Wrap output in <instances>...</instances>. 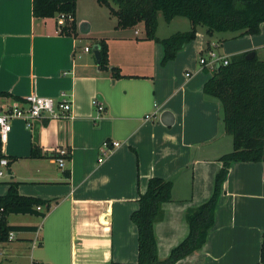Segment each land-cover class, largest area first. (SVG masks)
I'll return each mask as SVG.
<instances>
[{
    "label": "crops",
    "instance_id": "obj_1",
    "mask_svg": "<svg viewBox=\"0 0 264 264\" xmlns=\"http://www.w3.org/2000/svg\"><path fill=\"white\" fill-rule=\"evenodd\" d=\"M81 1L75 37L60 34L58 15L36 18L33 0H0V93L6 95L0 111L30 95L72 103L71 118L46 117L31 126L12 121L0 196L18 182L21 195L54 202L40 224L9 222L38 231L14 233L12 242L0 245L1 264L136 263L138 232L131 215L153 177L173 182L171 200L154 225L158 257L165 260L188 236V213L212 197L223 167L219 160L233 150L220 103L204 94L212 76L197 63L209 42L203 30L163 66L161 43L137 31L95 29ZM94 1L93 12L105 18V7ZM102 39L109 45L110 69L119 68L122 79L101 70L87 44L94 48ZM82 41L86 46H79ZM226 51L262 57L264 24L260 34L244 36ZM165 113L169 125L162 121ZM107 141L120 146L107 153ZM34 147L42 157H32ZM62 149L68 156L60 167ZM25 249L29 253L21 256ZM263 249L264 162L233 163L205 245L176 264H259Z\"/></svg>",
    "mask_w": 264,
    "mask_h": 264
},
{
    "label": "trees",
    "instance_id": "obj_2",
    "mask_svg": "<svg viewBox=\"0 0 264 264\" xmlns=\"http://www.w3.org/2000/svg\"><path fill=\"white\" fill-rule=\"evenodd\" d=\"M96 1L100 6L108 8L116 18V29H130L143 23L145 40L161 43L164 48L163 66L174 61L178 53L196 39L200 27L205 28L203 31L209 39L225 32L237 33L238 37L255 36L261 33V25L264 24V0ZM76 8L77 0H33L36 18L72 16L73 20L68 21L61 29L62 35H78L74 20ZM160 13L167 22L177 17L187 18L191 29L159 39L157 32ZM212 43H207V53L219 47V43ZM98 46L101 54L100 69L110 72L114 80L122 79L124 76L119 68L110 69L107 40H99ZM249 53L251 52L228 58L229 64L218 66L204 85V94L220 103L225 130L233 140V150L219 160L223 167L216 175L212 197L188 213V236L172 250L167 259L160 260L154 225L162 217L163 203L171 200L173 182L159 177L151 178L146 193L140 195L139 208L131 215V221L138 232V261L134 264H176L201 249L214 225L215 210L231 165L264 162V60L257 54L254 59L247 60ZM4 96L6 95L0 93V97ZM17 102L25 104V100ZM32 157H42L36 147L32 150ZM3 159L6 157L0 138V162ZM8 185L7 194L0 196V245L12 242L11 234L38 231L36 227L10 225V216L31 215L45 218L54 202L21 195L18 182ZM39 207L45 210L39 211ZM259 264H264V249Z\"/></svg>",
    "mask_w": 264,
    "mask_h": 264
},
{
    "label": "built area",
    "instance_id": "obj_3",
    "mask_svg": "<svg viewBox=\"0 0 264 264\" xmlns=\"http://www.w3.org/2000/svg\"><path fill=\"white\" fill-rule=\"evenodd\" d=\"M72 16L66 15H58V24L59 30L61 29L68 21H72ZM216 47V46H215ZM85 51L88 52L89 48H85ZM208 59L201 58L200 65L211 70H215L218 66L223 65L227 66L229 64V60L227 57L218 55L216 50L208 51ZM189 76V75H187ZM65 96V95H63ZM94 105L96 106L98 112H102L104 110L102 104L99 100L94 101ZM72 113V103L63 98L59 102L54 101L50 98H43L37 95H30L25 98V104L17 102L13 104L11 107L0 111V138L2 144L4 145L8 140V135L12 130V121L14 119H24L27 121L28 126H31V121L42 119V118H51V119H67L71 118ZM110 142H104L103 148L106 152H112L113 148L119 147V143H113L112 148L110 147ZM59 158L57 162L60 167H63L66 163V157L68 156V151L66 149H62L59 152ZM103 162V159L99 160ZM8 165V160L3 159L0 162V167H5ZM3 172L0 171V176H2ZM39 211L42 210L41 207L38 208ZM10 240H14V234H11Z\"/></svg>",
    "mask_w": 264,
    "mask_h": 264
},
{
    "label": "rangeland",
    "instance_id": "obj_4",
    "mask_svg": "<svg viewBox=\"0 0 264 264\" xmlns=\"http://www.w3.org/2000/svg\"><path fill=\"white\" fill-rule=\"evenodd\" d=\"M81 2H82V4L80 7V10L82 11L83 15L87 19L93 21L95 29L100 30V31H105V32H111V33L115 32L116 30H121L120 32L128 31L129 33H135L137 31L138 33H141V35L145 34V26L143 23H140L136 27L130 28V29H116L115 26H116L117 20L114 17H112L108 8L105 7V9H102L103 10L102 12H104V14L106 16L105 18H102L98 14L96 16L92 10L91 4H94L93 6H96L94 0H82ZM77 6H78V0H77ZM76 10H77V8H76ZM190 29H191V23L185 17H177L173 21L167 22L163 16V14H161V13L159 14V26H158V33H157L158 36L168 38V37H170V36H172L178 32H186V31H189ZM200 30H205V28L200 27L199 31ZM241 38L242 37L237 36V33L225 32V33L216 34L213 36V38L209 37V41H213V42L219 41L220 42V44H219L220 48L216 49V53L218 55L228 57L229 54L227 53L226 49L230 46H233L235 43L239 42L241 40ZM87 44L89 45L90 48L93 49L94 45H92L91 42L87 43ZM79 46H81V47L86 46V44L82 41L81 44H79ZM206 48H207V46H206ZM230 57L231 56H229L228 58H230ZM201 58H205V59L209 58V56L207 54V50L202 55L199 56L198 61H197L199 66H201L200 65ZM260 58L263 60L264 54L262 55V57L260 56ZM203 69H206V68L203 67ZM186 72L189 73L190 75L192 74V70H187ZM206 72L209 75V77H211L213 75V70H211L209 68L206 69ZM228 136L232 142L233 141L232 137L230 135H228ZM0 171L4 172L6 174V176L8 175L7 174V171H8L7 168L0 167ZM9 220H10L9 222L11 224H14V223L15 224H27V223H34V222L40 224L42 221V218L37 217V216H31V215H12V216H10ZM17 235H19V234H17ZM27 252L29 253V251L27 249H25L24 252L22 250H19V254H21V256H22V254L26 255Z\"/></svg>",
    "mask_w": 264,
    "mask_h": 264
},
{
    "label": "water",
    "instance_id": "obj_5",
    "mask_svg": "<svg viewBox=\"0 0 264 264\" xmlns=\"http://www.w3.org/2000/svg\"><path fill=\"white\" fill-rule=\"evenodd\" d=\"M93 50H94V54H95L96 60H97L98 64H100L101 63L100 47L97 45V46H95L93 48ZM255 56H256V53L255 52H251V53H249L247 55L246 59L247 60H252V59L255 58ZM169 116L170 115L168 113L163 114V116H162L163 123H166V124L168 123V122H165V118H168ZM167 125H169V124H167Z\"/></svg>",
    "mask_w": 264,
    "mask_h": 264
}]
</instances>
